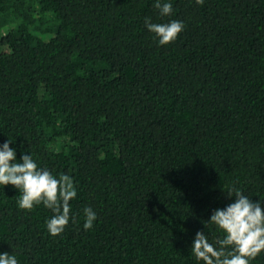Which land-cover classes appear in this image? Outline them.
<instances>
[{"label":"trees","instance_id":"1","mask_svg":"<svg viewBox=\"0 0 264 264\" xmlns=\"http://www.w3.org/2000/svg\"><path fill=\"white\" fill-rule=\"evenodd\" d=\"M0 0V143L73 177L70 222L0 185L21 264H203L234 186L264 200V0ZM184 21L159 45L144 18ZM97 219L83 228V208ZM250 264H264L261 251Z\"/></svg>","mask_w":264,"mask_h":264},{"label":"clouds","instance_id":"2","mask_svg":"<svg viewBox=\"0 0 264 264\" xmlns=\"http://www.w3.org/2000/svg\"><path fill=\"white\" fill-rule=\"evenodd\" d=\"M159 15L168 16L174 11L173 0H154ZM145 27L155 34L159 45L174 41L183 31V20L171 19L163 23L144 18ZM10 139L0 143V185L11 184L20 192L16 203L18 208L31 210L43 204L52 215L45 221L50 235L62 233L70 222V201L77 197L73 177L67 173L55 174L47 167L38 165L30 152H17L10 147ZM231 201L211 211L207 222L221 233V238L210 240L203 230H197L191 242L190 252L203 264H250L264 251V200H253L234 186L228 188ZM83 228L91 229L97 219L95 210L83 208ZM0 264H21L13 252H0Z\"/></svg>","mask_w":264,"mask_h":264}]
</instances>
